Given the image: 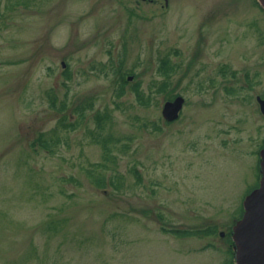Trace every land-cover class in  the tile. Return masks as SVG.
<instances>
[{
	"label": "rangeland",
	"instance_id": "374dc122",
	"mask_svg": "<svg viewBox=\"0 0 264 264\" xmlns=\"http://www.w3.org/2000/svg\"><path fill=\"white\" fill-rule=\"evenodd\" d=\"M18 1L0 0V264H236L229 231L259 185L264 143L259 1ZM164 59L169 85L146 105L130 84L117 97L120 71L148 93ZM49 91L67 99L68 123L78 104L93 109L54 131L66 114ZM41 133L51 152L32 145ZM109 134L116 161L97 141ZM101 162L105 187L88 172Z\"/></svg>",
	"mask_w": 264,
	"mask_h": 264
},
{
	"label": "trees",
	"instance_id": "16d2710c",
	"mask_svg": "<svg viewBox=\"0 0 264 264\" xmlns=\"http://www.w3.org/2000/svg\"><path fill=\"white\" fill-rule=\"evenodd\" d=\"M21 1L19 0L17 3H20ZM174 66L173 64L170 62L169 59H164L161 61V65H160V71L161 73L165 76L164 80H162L161 82L157 83L156 85L151 84L150 86V92L147 93V90L144 89V87L142 86V82L140 80L135 81L134 83H130L128 81V79L124 76L125 72L122 73V71H120V75L117 81V89H116V95L117 97H122L127 93V89L129 84L131 85L130 88L134 91L136 97H137V101L140 104L146 105L148 103V99L150 97V94L152 91H159V90H163L165 88H167V86L169 85L168 83V78L169 76L172 74V72L174 71ZM65 74L67 78H70L71 75L69 73L68 69H65ZM155 89V90H154ZM49 95H50V103L51 105L56 108L59 112H62L64 114H66V111L68 110L69 104L67 102V99H62L61 102H58V96L56 93H54L53 91H49ZM89 109H93V102L92 101H86L84 103H80L78 104V106L73 109V114L75 115L77 118H75V123H68V114H66V116H63L60 119L59 124L54 128V131H57L59 128H69V127H73L74 125H78L80 122V119L82 117L85 116V113L87 110ZM112 118V113L108 110V109H104V110H98L95 112V120H96V129H101L103 130L106 126V124L111 120ZM67 121V122H66ZM55 141L54 136H47V134L41 133L36 140H34V142L32 143L33 146L37 147V146H41L44 148H47L48 151H52V145L53 142ZM98 142L101 143L103 150H104V158L105 160H111V161H116L113 160L111 158H113L112 156V149H111V143L114 141H118L114 140V136L112 134L107 135L106 137L103 138H99L97 140ZM107 167L106 164L104 162L101 163H94L93 164V168L89 169L88 172L93 180V182L98 186V187H105L106 186V180L104 178V172H102V169ZM136 171V170H135ZM137 176L140 178V173L138 171H136ZM120 179V178H119ZM117 182H119V180H116ZM117 182H113V185L116 186L117 188H119L121 185L117 184ZM55 227L57 228V225H55ZM174 233H176L178 236H189V235H205L207 233H210V231H214L209 230L208 228L205 229H195V230H189V229H176V230H172Z\"/></svg>",
	"mask_w": 264,
	"mask_h": 264
},
{
	"label": "water",
	"instance_id": "95a60500",
	"mask_svg": "<svg viewBox=\"0 0 264 264\" xmlns=\"http://www.w3.org/2000/svg\"><path fill=\"white\" fill-rule=\"evenodd\" d=\"M259 1L264 7V0ZM258 100L264 113V99L258 96ZM184 102L183 95L167 100L162 109L164 118L170 121L179 118ZM260 154V185L245 197L243 216L232 229L236 264H264V146Z\"/></svg>",
	"mask_w": 264,
	"mask_h": 264
},
{
	"label": "flooded vegetation",
	"instance_id": "af4514ba",
	"mask_svg": "<svg viewBox=\"0 0 264 264\" xmlns=\"http://www.w3.org/2000/svg\"><path fill=\"white\" fill-rule=\"evenodd\" d=\"M262 98H264V96H262V95H260ZM258 97V96H257ZM256 97V98H257ZM257 102H258V104H259V109H260V112L262 113V110H261V104H260V102H259V100H258V98H257ZM263 114V113H262ZM264 115V114H263ZM259 154H260V152H259Z\"/></svg>",
	"mask_w": 264,
	"mask_h": 264
}]
</instances>
